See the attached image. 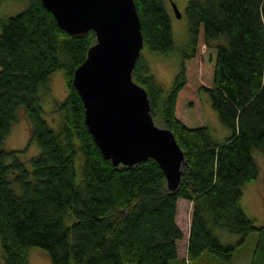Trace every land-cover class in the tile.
I'll use <instances>...</instances> for the list:
<instances>
[{
  "label": "trees",
  "instance_id": "1",
  "mask_svg": "<svg viewBox=\"0 0 264 264\" xmlns=\"http://www.w3.org/2000/svg\"><path fill=\"white\" fill-rule=\"evenodd\" d=\"M27 1L23 10L0 18L2 264H28L29 247L44 249L50 264H185L205 252L210 262L230 264L234 246L218 229L239 235L240 242L255 234L250 264H264V226L241 205L245 184L259 176L252 152L264 154V0L188 1L189 40L166 95L141 55L133 68L153 120L170 129L187 160L174 191L153 159L127 167L103 158L72 86L95 34L69 35L41 0ZM134 4L143 47L170 52L174 38L163 0ZM55 71L67 86L56 103L57 129L41 106ZM202 92L231 129L222 142L209 133ZM21 107L31 124L29 141L38 148L30 166L17 156L24 150L1 147ZM180 242L186 258H178Z\"/></svg>",
  "mask_w": 264,
  "mask_h": 264
},
{
  "label": "water",
  "instance_id": "2",
  "mask_svg": "<svg viewBox=\"0 0 264 264\" xmlns=\"http://www.w3.org/2000/svg\"><path fill=\"white\" fill-rule=\"evenodd\" d=\"M69 35L95 34L72 86L84 107V123L104 159L131 167L153 159L174 191L187 160L175 135L154 123L148 96L133 68L144 40L134 0H41ZM174 6V5H173ZM174 11L180 17L176 6Z\"/></svg>",
  "mask_w": 264,
  "mask_h": 264
},
{
  "label": "rangeland",
  "instance_id": "3",
  "mask_svg": "<svg viewBox=\"0 0 264 264\" xmlns=\"http://www.w3.org/2000/svg\"><path fill=\"white\" fill-rule=\"evenodd\" d=\"M190 0H163L164 7L168 12L171 20L172 35L174 38V46L172 50L166 54H158L146 47H142L141 56L147 61L150 72L153 74L155 81L162 87L164 95L170 90L174 76L179 72L180 53L182 48L188 42V20L186 16V4ZM201 1V0H200ZM28 4L27 0H0V18L14 15L23 10ZM176 6L180 17H177L174 11ZM41 106L43 109V117L47 123L57 129L60 123V114L55 111L56 103L63 100L67 93L65 85V77L61 71H55L49 78L48 90L41 92ZM202 111L204 112L206 123L208 124L209 133L212 139L222 142L232 134L231 129L226 127L219 120L218 113L215 112L209 101L206 92L201 93ZM16 121L13 122L9 133L2 141L1 147L6 150H24L17 153L18 158L29 165V159L38 153L35 143H30L31 124L23 110L19 108ZM154 123L162 127L158 118L154 119ZM253 157L259 167V176L256 180L245 184L242 192L241 205L244 207L248 217L254 218L258 225L264 226V154L254 150ZM76 169L79 170L81 160H76ZM73 218L70 216L66 219V223L70 224ZM217 234L224 243L234 246V254L232 263L230 264H250L252 248L255 243V234L247 236L246 240L240 242V236L230 233L226 229H218ZM181 242L179 243L178 253L183 255L181 250ZM209 252H205L200 258L188 260L194 264H215L209 261ZM26 259L28 264H50V258L47 252L40 247H29L26 250ZM185 263V264H187ZM0 264H2V249L0 244Z\"/></svg>",
  "mask_w": 264,
  "mask_h": 264
},
{
  "label": "crops",
  "instance_id": "4",
  "mask_svg": "<svg viewBox=\"0 0 264 264\" xmlns=\"http://www.w3.org/2000/svg\"><path fill=\"white\" fill-rule=\"evenodd\" d=\"M182 253H183V255H179V257H178L179 259H180V258H186V257H187L186 249H185ZM186 263H187V261H186ZM182 264H184V263H182ZM187 264H188V263H187ZM190 264H194V263L191 262Z\"/></svg>",
  "mask_w": 264,
  "mask_h": 264
}]
</instances>
